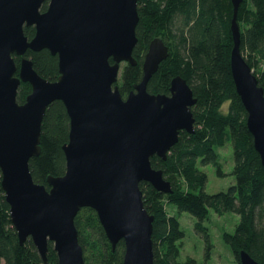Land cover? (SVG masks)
Masks as SVG:
<instances>
[{
    "label": "water",
    "instance_id": "1",
    "mask_svg": "<svg viewBox=\"0 0 264 264\" xmlns=\"http://www.w3.org/2000/svg\"><path fill=\"white\" fill-rule=\"evenodd\" d=\"M45 1L0 0V171L11 221L22 244L33 240L44 264H49V241L57 264H86L75 218L91 207L113 248L124 240L123 264H155V216L145 207L140 182L173 192L151 159H167L181 130L195 132L192 107L198 99L181 75L173 78L170 94L148 91L169 55L161 37L149 44L142 80L126 98L122 95L116 84L122 63H138L133 53L138 0H49L42 11ZM242 2L232 0L231 70L264 165V88L241 51L237 16ZM26 26L36 29L32 39ZM29 49L58 55L57 80L36 71L25 56ZM23 82L32 90L20 103ZM56 100L70 117L69 140L63 145L67 169L61 176L50 175L47 188L34 180L30 159L41 152L43 119ZM240 263L260 264L244 249Z\"/></svg>",
    "mask_w": 264,
    "mask_h": 264
},
{
    "label": "trees",
    "instance_id": "2",
    "mask_svg": "<svg viewBox=\"0 0 264 264\" xmlns=\"http://www.w3.org/2000/svg\"><path fill=\"white\" fill-rule=\"evenodd\" d=\"M49 0L42 5L48 8ZM140 21L138 43L134 56L138 63H122L117 81L126 98L143 77V62L150 42L161 37L169 48L157 72L148 83V91L170 94L172 80L183 76L192 87L197 103L192 107L196 118L195 132L181 130L178 142L167 159L152 157V165L163 171L173 192L157 190L150 182L141 181L145 207L155 216L153 247L155 264H194L195 259H179L181 240L185 232L179 216L189 212L197 218L195 228L207 241L208 254L212 242L204 221L210 209L222 215L233 211L240 216L235 232H225L223 238L240 262L241 250H246L264 264V165L254 145L247 125L248 112L239 96L231 70L234 46L232 0H138ZM237 21L241 31V51L264 88V0H243ZM34 26L25 27L32 39ZM25 56L43 77L57 80L59 57L50 50L33 51ZM21 57H16L18 66ZM110 61L113 63L112 58ZM260 75V76H259ZM30 83L19 88L18 101L25 102L31 92ZM224 104H228L223 110ZM70 117L64 103L54 101L42 123L41 152L30 159V169L36 182L49 188L48 177L61 176L67 169L63 145L69 140ZM234 149L236 182L227 191L208 194V174L202 166L211 164L224 175L218 149L226 144ZM0 171V264H44L31 238L23 244L11 221L10 205L1 185ZM173 206L174 211H168ZM79 241L86 264H123L125 242L113 248L95 209L83 207L75 218ZM49 264H57L54 243L49 241ZM241 264V263H240Z\"/></svg>",
    "mask_w": 264,
    "mask_h": 264
},
{
    "label": "rangeland",
    "instance_id": "3",
    "mask_svg": "<svg viewBox=\"0 0 264 264\" xmlns=\"http://www.w3.org/2000/svg\"><path fill=\"white\" fill-rule=\"evenodd\" d=\"M260 72L264 73V63ZM227 106L228 104H224L223 110H226ZM218 151L225 172L224 175H219L217 169L211 164L202 166L208 174V182L206 184V192L208 194L227 191L236 182L235 175L232 173L234 168L233 145L231 143L226 144L225 147L218 149ZM174 210L173 206L168 207L169 212ZM179 220L185 232L184 238L180 241L181 253L179 259L181 261L193 258L195 259L194 264H240L230 245L223 238L225 232H235L240 221L238 214L233 211H227L220 215L214 209L209 210L204 221L213 244L209 254L206 239L195 228L197 218L189 212H183L179 216Z\"/></svg>",
    "mask_w": 264,
    "mask_h": 264
}]
</instances>
